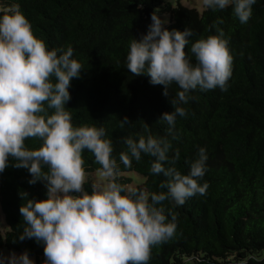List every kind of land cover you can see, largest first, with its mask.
Returning <instances> with one entry per match:
<instances>
[{"label":"trees","instance_id":"obj_1","mask_svg":"<svg viewBox=\"0 0 264 264\" xmlns=\"http://www.w3.org/2000/svg\"><path fill=\"white\" fill-rule=\"evenodd\" d=\"M13 3L20 5L35 35L50 48H74V58L84 69L71 81L66 107L76 126H105L118 163L119 154L127 151L125 137L147 135L144 123L154 136L165 135L167 125L158 119L174 110L170 99L180 90L173 84L165 96L163 85L149 83L147 75H132L126 68L129 41L146 34L153 12L169 15V30L192 29L193 42L215 34L214 23L224 30L233 55L228 90L191 93L194 99L182 105L188 114L177 117L178 139L169 152L171 156L180 150L176 166L187 174L198 149L204 147L209 188L206 195L189 198L179 207L163 202L177 214L178 225L172 238L152 247L148 264H264V0L253 5L246 24L232 15L231 6L198 11L179 4L173 8L168 0H0V9ZM124 117L129 124L121 128ZM40 143L26 141L30 148ZM83 156L86 171L97 172L100 165L94 156L87 150ZM153 160L142 154L131 167L121 163L120 181L130 184L125 174L136 173L144 178L138 187L150 193L164 191L159 185L165 178L150 172ZM14 163L10 158L0 173V210L9 228L0 233V253L27 250L30 258L43 264V244L18 238L25 226L19 209L27 199H45L47 189L42 181L29 184L28 170Z\"/></svg>","mask_w":264,"mask_h":264},{"label":"clouds","instance_id":"obj_2","mask_svg":"<svg viewBox=\"0 0 264 264\" xmlns=\"http://www.w3.org/2000/svg\"><path fill=\"white\" fill-rule=\"evenodd\" d=\"M256 3L202 0L212 11L231 6L241 24L250 20ZM151 21L146 34L129 41L126 68L134 76L147 75L153 85H163L165 96L173 84L180 90L170 99L174 110L158 119L167 125L165 135L154 136L144 123L147 135L125 137L127 151L119 154L118 163L105 126H76L66 107L71 81L84 69L74 58V48H50L35 35L18 3L0 9V173L11 158L12 166L28 170L29 184H45V199H27L20 207L25 226L18 235L20 241L43 244V264H148L152 247L172 238L178 225L177 214L163 202L179 207L189 198L206 195V149H198L187 174L176 166L180 150L171 156L169 152L178 139L177 117L188 114L182 105L194 99L191 93L228 90L233 74L230 37L214 23L215 34L193 42L192 29L169 30L168 19L156 12ZM125 124L127 117L120 120L121 128ZM29 139L39 140V147H28ZM85 150L100 165L96 180L86 171ZM142 154L154 158L150 172L165 178L159 185L164 191L150 193L120 181V164L131 167ZM0 264L35 261L25 250L0 253Z\"/></svg>","mask_w":264,"mask_h":264},{"label":"rangeland","instance_id":"obj_3","mask_svg":"<svg viewBox=\"0 0 264 264\" xmlns=\"http://www.w3.org/2000/svg\"><path fill=\"white\" fill-rule=\"evenodd\" d=\"M168 3L173 8L177 7V5L179 4L182 7L188 8V9H197L198 11L204 10V7L202 5V0H168ZM156 13H158L162 18L166 17L170 23L169 15H167L165 13L162 14L159 12H156ZM169 23L167 25H165V27L168 26ZM125 176L131 179L130 185H133V186H141L144 182V178L141 175H138L136 173H126ZM96 179H97V172L90 174V180H96ZM7 231H9V228L5 224L1 210H0V233H1V235H4ZM9 253H11V251H9L7 249H4L2 251V254H5V255H7ZM17 254H19V253H17ZM35 264H37V263L35 262Z\"/></svg>","mask_w":264,"mask_h":264}]
</instances>
